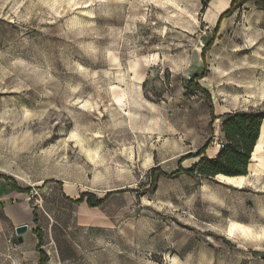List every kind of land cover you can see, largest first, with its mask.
Segmentation results:
<instances>
[{"label":"rangeland","instance_id":"1","mask_svg":"<svg viewBox=\"0 0 264 264\" xmlns=\"http://www.w3.org/2000/svg\"><path fill=\"white\" fill-rule=\"evenodd\" d=\"M233 1L0 0V172L39 216L0 264H42L36 227L46 264H264V128L247 175L178 172L264 110V9Z\"/></svg>","mask_w":264,"mask_h":264},{"label":"trees","instance_id":"2","mask_svg":"<svg viewBox=\"0 0 264 264\" xmlns=\"http://www.w3.org/2000/svg\"><path fill=\"white\" fill-rule=\"evenodd\" d=\"M240 1L246 2L248 0H234L232 7L222 14L220 21L223 17L230 15L235 5ZM256 4L264 9V0H256ZM213 42L214 40L212 39L203 49L202 58L205 66L204 71L201 74H195L191 77L186 85L189 91L200 92L208 99H211V92L204 87L199 80L207 75L206 52L211 48ZM214 117L216 118V116L212 115L213 119ZM263 128L264 110L262 109L250 108L247 110L243 109L228 112L224 115V119L221 123L220 133L222 144L218 153L212 157L209 156L206 150L210 143H206L194 154L195 157H199L200 159L192 166H184L182 163L186 157L181 158L178 172L188 173L204 179H214L218 175L229 177L247 175L254 150L262 137ZM87 195V203L90 206H96L103 202L102 199H98L93 194H83L78 201H84ZM38 220V213L34 210V221L38 222ZM34 232L37 233L39 238L37 247L41 254V263L46 264L49 257L47 251L42 248L44 241L43 232L38 227L34 229Z\"/></svg>","mask_w":264,"mask_h":264},{"label":"crops","instance_id":"3","mask_svg":"<svg viewBox=\"0 0 264 264\" xmlns=\"http://www.w3.org/2000/svg\"><path fill=\"white\" fill-rule=\"evenodd\" d=\"M218 151L213 150L211 154L214 156ZM31 191L30 186H25L13 176L0 172V252L8 244V239H14V235H17L16 226L29 225L30 220H34L29 193ZM30 231L29 225V230L23 235V242H20L17 236L19 245H25Z\"/></svg>","mask_w":264,"mask_h":264},{"label":"water","instance_id":"4","mask_svg":"<svg viewBox=\"0 0 264 264\" xmlns=\"http://www.w3.org/2000/svg\"><path fill=\"white\" fill-rule=\"evenodd\" d=\"M261 133H262V129H261ZM260 136H261V134H260ZM28 230H29V225L28 224H21V225L16 226V233H17V236H18V240L20 242H23L24 241L23 235Z\"/></svg>","mask_w":264,"mask_h":264},{"label":"built area","instance_id":"5","mask_svg":"<svg viewBox=\"0 0 264 264\" xmlns=\"http://www.w3.org/2000/svg\"><path fill=\"white\" fill-rule=\"evenodd\" d=\"M221 144H222V141L220 140V142H219V146H221Z\"/></svg>","mask_w":264,"mask_h":264},{"label":"bare ground","instance_id":"6","mask_svg":"<svg viewBox=\"0 0 264 264\" xmlns=\"http://www.w3.org/2000/svg\"><path fill=\"white\" fill-rule=\"evenodd\" d=\"M217 146H219V145H217ZM244 229V228H243ZM233 230V229H232Z\"/></svg>","mask_w":264,"mask_h":264}]
</instances>
